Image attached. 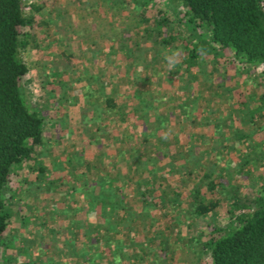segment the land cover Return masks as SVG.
<instances>
[{
    "label": "rangeland",
    "instance_id": "1",
    "mask_svg": "<svg viewBox=\"0 0 264 264\" xmlns=\"http://www.w3.org/2000/svg\"><path fill=\"white\" fill-rule=\"evenodd\" d=\"M143 8L171 13L176 39L169 47L153 42L155 25L139 20ZM23 11L33 17L20 56L25 99L43 120L42 170L18 166L3 190L11 216L0 264H205L199 243L206 232L234 223L233 198L253 196L264 178L260 67H242L216 46L186 66L183 54L198 49L197 38L184 25L182 6L164 0H23ZM104 87L117 105L112 111ZM244 95L253 97L248 106L256 114L240 118L236 100ZM137 98L150 103L146 128L130 112ZM115 139L127 144L122 154ZM183 163L190 176L176 172ZM209 163L222 188L217 206L192 216V192L205 184L199 174ZM97 174L108 178L107 187L93 184ZM149 185L150 204L143 205L138 194ZM104 191L113 193L114 210L107 247L100 241L98 252L87 254L95 249L86 246L76 256L88 228L75 215ZM93 227L106 233L100 220Z\"/></svg>",
    "mask_w": 264,
    "mask_h": 264
},
{
    "label": "trees",
    "instance_id": "2",
    "mask_svg": "<svg viewBox=\"0 0 264 264\" xmlns=\"http://www.w3.org/2000/svg\"><path fill=\"white\" fill-rule=\"evenodd\" d=\"M164 1L182 6L184 25L191 35L197 38L198 49L190 48L183 54L186 66L194 64L201 52H208L216 46L219 51L229 52L232 59L242 67L247 66L252 69L260 67L256 87L262 108L264 106V0ZM150 12L152 15L149 14ZM138 16L141 22L151 21L155 25V30L150 32L153 42L157 45L169 47L176 39L172 33L174 19L169 11L158 9L152 11L143 8ZM32 23V15H26L23 11V0H0V250L8 246L7 228L11 216V211L3 197V190L11 181L13 171L18 166L29 164L31 168L35 166L37 171L42 170L39 156L43 145V120L29 107L25 99L23 82L27 67L20 56V51L27 46L28 39L33 36ZM103 93L104 106L109 111L114 110L117 105L111 90L104 87ZM250 99H253L251 95L237 96L240 118L256 114V108L252 109L248 106ZM136 103L137 107L130 108L131 115L135 122L146 128L150 103L140 98L136 99ZM103 132L109 134L106 130ZM236 138L241 141L246 140L244 134L236 135ZM115 141L121 146L122 154L123 147L127 144L117 139ZM146 141L144 138L141 139L143 143ZM120 158L126 163L127 158L122 155ZM181 170H185L182 173L185 172L189 176L192 174V169L186 163L177 164L176 172ZM199 177L205 184L203 187L194 186L189 208L192 216L212 212L217 206L216 196L222 189L219 179L216 178L219 176L215 164L201 166ZM94 180L93 184L100 185L101 188L108 184L105 175L97 174ZM153 188V185L146 186L138 194L141 204H150L144 198L153 193ZM112 198L113 193L106 191L99 195H90L86 199V208L81 210L83 216L79 213L75 215L77 225L83 229L85 226L88 228L84 231L87 242L80 248L81 251L77 249L76 256L83 253L86 246L95 249L93 253L87 249V254L98 252L95 247L100 241L107 247L109 220L114 211ZM158 200L154 203L157 207H161L162 198L158 197ZM126 204H122V221H126L124 217L126 214L129 216ZM232 204L237 209L234 223L226 229L211 227L206 232V238L199 243L201 252L207 254L205 264H264V178L256 187L253 196H246L241 200L234 197ZM99 220L101 226L105 227L106 233L103 236L93 227ZM89 229L92 230L91 234H88L91 232ZM119 242L117 241L118 244ZM84 259L81 257V260Z\"/></svg>",
    "mask_w": 264,
    "mask_h": 264
},
{
    "label": "clouds",
    "instance_id": "3",
    "mask_svg": "<svg viewBox=\"0 0 264 264\" xmlns=\"http://www.w3.org/2000/svg\"><path fill=\"white\" fill-rule=\"evenodd\" d=\"M174 56H175V54H173V56L166 57V59L168 60V64H169L170 68L173 67L176 63Z\"/></svg>",
    "mask_w": 264,
    "mask_h": 264
}]
</instances>
